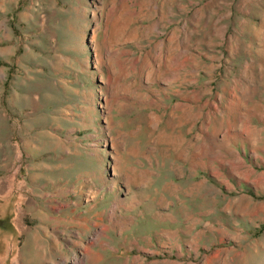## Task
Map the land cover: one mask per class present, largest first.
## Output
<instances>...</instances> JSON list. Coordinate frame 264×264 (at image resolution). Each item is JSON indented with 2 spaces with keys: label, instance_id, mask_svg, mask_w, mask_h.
Instances as JSON below:
<instances>
[{
  "label": "rangeland",
  "instance_id": "rangeland-1",
  "mask_svg": "<svg viewBox=\"0 0 264 264\" xmlns=\"http://www.w3.org/2000/svg\"><path fill=\"white\" fill-rule=\"evenodd\" d=\"M0 264H264V0H0Z\"/></svg>",
  "mask_w": 264,
  "mask_h": 264
}]
</instances>
